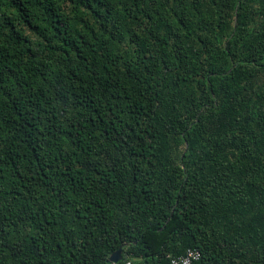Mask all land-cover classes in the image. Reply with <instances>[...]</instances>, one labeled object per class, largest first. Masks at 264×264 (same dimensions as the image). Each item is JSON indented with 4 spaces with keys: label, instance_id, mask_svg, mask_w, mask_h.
<instances>
[{
    "label": "trees",
    "instance_id": "trees-1",
    "mask_svg": "<svg viewBox=\"0 0 264 264\" xmlns=\"http://www.w3.org/2000/svg\"><path fill=\"white\" fill-rule=\"evenodd\" d=\"M121 247L264 264V0H0V264Z\"/></svg>",
    "mask_w": 264,
    "mask_h": 264
},
{
    "label": "built area",
    "instance_id": "built-area-1",
    "mask_svg": "<svg viewBox=\"0 0 264 264\" xmlns=\"http://www.w3.org/2000/svg\"><path fill=\"white\" fill-rule=\"evenodd\" d=\"M202 257V253L199 250L189 249L184 255L180 257L171 258L170 264H193L199 261ZM123 264H149L143 261H134L128 257H125Z\"/></svg>",
    "mask_w": 264,
    "mask_h": 264
},
{
    "label": "water",
    "instance_id": "water-1",
    "mask_svg": "<svg viewBox=\"0 0 264 264\" xmlns=\"http://www.w3.org/2000/svg\"><path fill=\"white\" fill-rule=\"evenodd\" d=\"M125 259L124 257V247L114 252L108 260L109 264H120L121 261Z\"/></svg>",
    "mask_w": 264,
    "mask_h": 264
}]
</instances>
